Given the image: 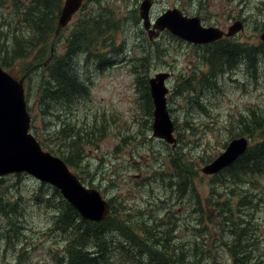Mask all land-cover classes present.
Segmentation results:
<instances>
[{
    "label": "rangeland",
    "instance_id": "obj_1",
    "mask_svg": "<svg viewBox=\"0 0 264 264\" xmlns=\"http://www.w3.org/2000/svg\"><path fill=\"white\" fill-rule=\"evenodd\" d=\"M140 1L85 2L81 10L59 31V35L52 37L45 49L41 53L35 52L32 58L44 55L43 64L46 65L52 56L65 52L70 33L76 31L77 23L81 21L89 34L87 39H92L89 49L108 54L101 64H98L93 56H90L88 61H83L85 58H82L80 75L88 79V94L79 97L78 102L73 103L66 111L64 118L69 117L85 127L94 124L96 128L91 135L94 143L90 144L88 140L83 142L81 170L77 171L75 167L70 170L77 172L86 186L97 188L104 197L116 196V201L131 205L133 210L129 219L135 228L137 221H145L144 217H150L151 222L156 219L157 223L175 218V238L181 244L187 243V240L191 243L195 240L200 244L203 238L201 234L206 230L215 236L218 232V228L213 227L205 216L211 210L209 202L213 191L210 187H213V195L219 200H224L226 191L232 190L230 182L222 183L216 179L217 174H204L201 168L236 137L234 135L241 129L240 121L246 122L250 108L259 105L260 110L264 112V54L257 57L258 67L252 75L245 69V64L241 63L232 73L219 72L215 79L210 78L214 85L207 87L205 81L208 67L202 49L174 38L168 31H162L160 35L149 39L138 12ZM152 1V19L167 8L177 7L187 16H199L203 25L217 26L224 30L234 21L242 20L243 30L234 40L247 46L258 44V35L264 31V0ZM23 2L27 4L29 0ZM4 16L15 18L19 22L11 0L0 6V18ZM96 18L99 22L97 26L92 22ZM113 47L116 48L115 52ZM142 48H147L148 60L140 69L139 61L145 53ZM39 49L37 43L35 50ZM161 49H165V52H161ZM8 62L12 64V59ZM129 66H134L135 75L140 77L146 69L148 76L159 70L171 74L166 84L169 89L167 105L174 125L173 145L152 136L149 128L152 113L149 115L141 103L135 75L131 73ZM10 67L13 69L9 70L10 73L19 77V62ZM36 78L37 76H33L30 84L24 82L27 90L31 86L27 101L33 117L32 133L45 148L55 150L56 143L52 137L55 130L60 129L62 121L55 115H47L40 110L35 94ZM187 79L189 84H186ZM198 104L204 107L201 108ZM261 140V137L255 136L254 140L249 139V143ZM61 149L65 147L61 146ZM176 154L177 163L189 164L196 171L191 178L189 171L185 174L198 192V207L195 205V197L187 195L180 198L177 193L168 192L167 178L161 177L163 167L166 172H173L171 156ZM148 172L156 175V179L153 175L149 177L150 183ZM2 178L0 190L6 191L9 201L18 199L21 206V232L25 236L20 235L18 240L26 241L29 245L25 247L27 255H23L22 264H58L56 258L61 256L62 248L71 246L58 230H49L53 226V213L47 209L45 202L37 203L34 199L41 183L26 174H9ZM257 180L260 184L256 189L261 199L255 219L260 220L258 222L264 230V174ZM115 206L118 207L116 204ZM136 208L143 210V214L135 215ZM200 210L204 211L202 216H199ZM6 223L7 220L2 219V224ZM206 241L212 246L213 240L207 238ZM21 242L15 245L20 246ZM3 246L4 242L0 241V264L17 262L20 253L24 251L9 250L12 246L3 250ZM260 246L264 250V236ZM189 256L198 259L200 253L190 251ZM202 258V264L211 263L210 257ZM119 262L125 264L123 260L114 259L109 264ZM216 263L229 264V259L227 255L219 252L216 255Z\"/></svg>",
    "mask_w": 264,
    "mask_h": 264
},
{
    "label": "trees",
    "instance_id": "obj_2",
    "mask_svg": "<svg viewBox=\"0 0 264 264\" xmlns=\"http://www.w3.org/2000/svg\"><path fill=\"white\" fill-rule=\"evenodd\" d=\"M11 1L19 22L8 16L0 18V64L8 70H13L10 65L19 62L21 66L18 70L19 77L25 76L24 81L29 84L32 82V77L37 76L35 94L40 110L47 115H55L62 121L60 129L55 130L52 137L56 143L55 151L48 150L63 158L69 167H75L77 171H80L83 142L88 140V143H94L91 135L96 126L91 124L90 127H85L73 119L70 120L69 117L67 119L64 117L71 105L78 102L79 97L88 94L89 86L80 75L82 58H85L83 61H88L90 56H93L94 60L100 63L107 58L108 52L89 49L92 39H87L89 34L79 21L76 31H72L69 35L65 52L52 56L46 65L43 64L44 55L38 58H32V55L35 52L41 53L49 40L55 37L63 0H29L27 4L23 0ZM88 1L90 0L85 2ZM5 2L7 3V0H0V6ZM19 12L21 14H18ZM97 20L96 18L92 21L95 26L99 23ZM37 43L40 49L36 51ZM113 50L115 52L116 48L113 47ZM43 53L45 54V51ZM207 53L209 68L205 84L211 87L214 81L210 78L214 79L216 73L233 69L237 66V60H241L246 65L250 75L255 73L258 67L257 57L264 54V44L254 47L216 42L213 52ZM147 54L145 52L139 61L140 69L148 60ZM9 59H12V64L8 62ZM131 70L136 74L134 66H131ZM146 72L147 69L141 77L136 75L135 80L141 95V103L151 115L153 106ZM185 81L189 84L188 79ZM30 90L31 86L27 90L28 95ZM198 106L204 107L201 104ZM249 113L250 115L245 118L246 122L240 121L241 129L234 136L247 135L253 140L255 136H259L262 140L250 144L242 155L222 168L215 176L222 183L230 182L232 186L230 192L226 191L224 200L214 196L215 191L212 186L210 187L213 191V200L211 197L209 202L211 210L205 216L213 227L218 228L217 236L206 230L207 233L201 234L203 238L200 244H197L195 240L192 243L187 240V243L181 244L174 234L177 226L175 218L164 219L157 223L156 219L151 222L150 217H144L145 221H137L135 228L129 219L132 215V206L116 201L118 200L116 196L108 198L111 211L106 219L96 222L85 220L69 202L62 198L56 188L41 183L38 192L34 194V199L37 203L45 202L47 209L51 211V214L53 213L51 216L53 226L49 230H58L71 246L62 248L61 256L56 258L58 264H109L112 259L123 260L125 264H190L191 262L202 264V257H210V264H217L216 255L219 252L227 255L229 264H264V250L260 246L264 230L258 222L260 220L255 219L261 199L256 189L260 184L257 179L264 174V112L257 105L250 108ZM58 139L61 141L59 142ZM61 146L65 149L62 150ZM177 156L178 154L171 156L173 172H166L163 167L161 177L167 178L168 192L177 193L180 198L191 195L196 198L195 205L198 207V192L185 174L189 171L191 178L196 171L186 162L188 166L177 163ZM157 160L158 156L155 157V161ZM151 175L156 179L155 173L148 172V180ZM77 177L81 180L78 175ZM2 181L3 178H0V183ZM235 188L237 189L233 190ZM43 195L46 197L44 198ZM7 198L6 191L0 190V216L2 217L0 218V241L4 242L3 250L9 246H12L9 249L12 251L24 250L20 253L17 262L13 263L22 264L23 255H27L25 247L29 245L26 241L18 240L20 235L25 236L21 232L23 228L20 219L21 206L18 199L9 201ZM142 211L138 208L134 210L135 215L143 214ZM203 213L204 211L200 210L199 216ZM2 219H6L7 223L2 224ZM207 238L213 240L212 246L207 244ZM17 242H21V245L16 246ZM190 251L200 253V258L190 257ZM119 264L124 263L119 262Z\"/></svg>",
    "mask_w": 264,
    "mask_h": 264
},
{
    "label": "water",
    "instance_id": "obj_3",
    "mask_svg": "<svg viewBox=\"0 0 264 264\" xmlns=\"http://www.w3.org/2000/svg\"><path fill=\"white\" fill-rule=\"evenodd\" d=\"M83 1L63 0L55 34L71 20ZM150 7L151 0H143L139 5L140 17L146 29L150 26ZM152 25L159 31L166 29L193 43H206L223 34L215 27H202L197 16H184L175 7L166 9ZM242 28V22L237 20L228 27L226 35H233ZM260 38L264 41V32L260 34ZM167 77L168 73L161 72L148 80L154 105L152 135L174 144L173 123L166 108L168 90L164 81ZM22 83L23 77L17 80L0 67V176L26 172L37 180L56 187L82 218L91 221L105 219L109 215V203L100 192L82 184L62 159L42 150L35 137L28 132L30 117L25 107ZM246 148L247 139L244 136L233 138L201 171L205 174L218 172L236 160Z\"/></svg>",
    "mask_w": 264,
    "mask_h": 264
},
{
    "label": "flooded vegetation",
    "instance_id": "obj_4",
    "mask_svg": "<svg viewBox=\"0 0 264 264\" xmlns=\"http://www.w3.org/2000/svg\"><path fill=\"white\" fill-rule=\"evenodd\" d=\"M156 35H158V34H156ZM227 39L232 40V39H234V38H227ZM206 52H213V51H212L211 48H209Z\"/></svg>",
    "mask_w": 264,
    "mask_h": 264
},
{
    "label": "bare ground",
    "instance_id": "obj_5",
    "mask_svg": "<svg viewBox=\"0 0 264 264\" xmlns=\"http://www.w3.org/2000/svg\"><path fill=\"white\" fill-rule=\"evenodd\" d=\"M88 44V43H87ZM39 77V76H38ZM38 83V82H37ZM162 167V166H161ZM136 244V243H135ZM148 249V248H147ZM146 250V249H145Z\"/></svg>",
    "mask_w": 264,
    "mask_h": 264
}]
</instances>
